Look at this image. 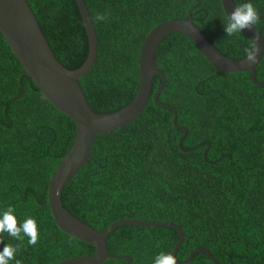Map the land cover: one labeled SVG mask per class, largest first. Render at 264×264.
Segmentation results:
<instances>
[{
  "label": "trees",
  "instance_id": "obj_1",
  "mask_svg": "<svg viewBox=\"0 0 264 264\" xmlns=\"http://www.w3.org/2000/svg\"><path fill=\"white\" fill-rule=\"evenodd\" d=\"M27 1L57 59L80 67L89 38L77 1ZM84 1L98 51L79 82L99 113L133 100L144 38L165 20L191 17L235 59L253 44L243 32L226 36L221 0ZM251 2L260 14L255 27L264 32V0ZM156 65L165 82L155 74L143 113L95 137L89 162L62 193L63 205L102 232L120 220L177 224L184 232L180 262L203 247L219 264H264V85L248 71L219 70L180 31L160 41ZM256 73L264 81V54ZM176 114L186 131L173 124ZM75 134V122L43 96L0 32V211L13 206L18 222L34 217L39 230L35 245L0 234V250L6 244L18 249L10 264H57L95 251L57 226L48 201V181ZM179 238L173 227L122 225L107 239L115 257L101 264H154ZM190 264L214 263L198 252Z\"/></svg>",
  "mask_w": 264,
  "mask_h": 264
},
{
  "label": "water",
  "instance_id": "obj_2",
  "mask_svg": "<svg viewBox=\"0 0 264 264\" xmlns=\"http://www.w3.org/2000/svg\"><path fill=\"white\" fill-rule=\"evenodd\" d=\"M76 1L87 30L89 52L80 67L70 69L55 56L27 0H0V32L20 60L26 75L36 82L45 98L76 124L73 144L48 181V201L57 226L73 237L90 242L95 246V251L90 255L68 258L57 264H101L107 258H114L115 256L111 255L108 250L109 235L119 226L132 224L168 226L176 229L180 235L179 241L172 251L176 257L184 239V232L179 225L168 221L120 220L102 232L65 208L62 202V193L79 169L89 162L95 137L98 134L112 132L123 127L143 113L152 94L155 74H159L165 82V75L156 65V52L163 37L174 31L183 32L194 42L209 62L219 70L224 73L248 71L251 73L252 81L260 85H264V81L257 80L256 66L264 54V39L258 42L261 48L260 58L255 64H249L246 56L235 59L215 47L191 17L165 20L152 28L144 38L140 50L139 86L133 100L111 113H99L89 105L79 82V78L93 66L98 51V40L85 1ZM221 2L227 16L228 12L233 11L235 4L233 0H221ZM258 31L257 27L253 26L250 29H245L243 33L253 43V38ZM158 94L159 91L154 95L155 100H157ZM159 103L176 112L172 105ZM177 116L178 114L173 117L174 125H177ZM177 127L187 130L183 125H177ZM181 139L182 137L180 141ZM198 252H205L214 264H219L213 254L203 247L194 249L185 262L177 260V264H190Z\"/></svg>",
  "mask_w": 264,
  "mask_h": 264
},
{
  "label": "clouds",
  "instance_id": "obj_3",
  "mask_svg": "<svg viewBox=\"0 0 264 264\" xmlns=\"http://www.w3.org/2000/svg\"><path fill=\"white\" fill-rule=\"evenodd\" d=\"M235 7L231 13L225 17L226 23L223 22L226 36H233L250 29L257 24L260 14L251 0L237 2L233 0ZM102 17H97L101 19ZM264 39V32L258 31L253 38V44L246 49V59L249 64H255L260 58L261 48L258 44ZM7 233L14 238L27 237L28 243L35 245L39 239V230L37 220L34 217H28L18 222L16 210L13 206H8L0 211V234ZM3 242V240H0ZM18 249L10 244H6L0 250V264H10L15 258ZM154 264H177V258L171 252H161L154 258Z\"/></svg>",
  "mask_w": 264,
  "mask_h": 264
},
{
  "label": "bare ground",
  "instance_id": "obj_4",
  "mask_svg": "<svg viewBox=\"0 0 264 264\" xmlns=\"http://www.w3.org/2000/svg\"><path fill=\"white\" fill-rule=\"evenodd\" d=\"M172 110V109H171Z\"/></svg>",
  "mask_w": 264,
  "mask_h": 264
}]
</instances>
